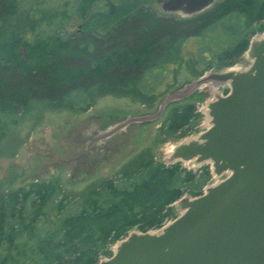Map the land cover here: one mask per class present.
I'll use <instances>...</instances> for the list:
<instances>
[{"label":"trees","instance_id":"trees-1","mask_svg":"<svg viewBox=\"0 0 264 264\" xmlns=\"http://www.w3.org/2000/svg\"><path fill=\"white\" fill-rule=\"evenodd\" d=\"M56 2L0 0V144L22 116L43 108L87 110L103 92L152 98L187 39H196L194 60L208 70L238 63L264 31V0H223L178 18L159 15L150 0ZM72 15L82 31H67ZM198 123L187 104L174 109L167 129L188 132ZM212 177L209 165L149 158L86 195L44 180L0 192V264H98L131 230L162 228L172 205L203 194Z\"/></svg>","mask_w":264,"mask_h":264},{"label":"water","instance_id":"water-1","mask_svg":"<svg viewBox=\"0 0 264 264\" xmlns=\"http://www.w3.org/2000/svg\"><path fill=\"white\" fill-rule=\"evenodd\" d=\"M216 1L161 0V5L164 12L190 17ZM247 53L252 60L247 69L211 72L173 92L162 106L208 81L229 85L227 94L217 93L206 105L208 128L173 146L169 157L171 164L189 168L211 163L216 177L229 176L199 196L179 199L181 214L160 230L131 231L98 264H264V35L251 40ZM144 118H130L115 132Z\"/></svg>","mask_w":264,"mask_h":264},{"label":"rangeland","instance_id":"rangeland-1","mask_svg":"<svg viewBox=\"0 0 264 264\" xmlns=\"http://www.w3.org/2000/svg\"><path fill=\"white\" fill-rule=\"evenodd\" d=\"M48 1L51 5L56 2ZM150 1L159 15L180 17L177 13L164 12L161 0ZM79 24H82L81 19L72 15L67 31H76ZM261 35L264 31L254 37ZM198 49L195 38L178 45L160 75L162 84L152 98L137 92H103L93 96L87 110L51 106L22 116L19 124L1 140L0 192L44 180L61 185L69 195H86L104 179L131 171L149 158L155 163L171 164L169 157L173 146L198 136L208 128L207 103L214 100L217 93L225 95L229 92L228 84L217 87L208 81L200 84L193 94L171 100L162 107L173 92L185 89L211 72L226 69L213 67L204 70L194 60ZM247 50L235 65L239 69H247L252 63ZM187 104L196 106L199 123L192 131L170 132L167 124L172 112ZM133 117L149 118L115 132L119 124ZM205 165L211 166V163ZM225 178L226 175L213 177L209 185ZM172 207L174 215L167 223L182 212L176 203ZM119 242L110 247L113 253Z\"/></svg>","mask_w":264,"mask_h":264},{"label":"flooded vegetation","instance_id":"flooded-vegetation-1","mask_svg":"<svg viewBox=\"0 0 264 264\" xmlns=\"http://www.w3.org/2000/svg\"><path fill=\"white\" fill-rule=\"evenodd\" d=\"M221 1H223V0H217L216 3H219V2H221ZM76 31H78V32L82 31V24H79V29H77ZM235 65H236V64H234V65H232V66H235ZM228 67H231V66H228ZM228 67H226V68H228Z\"/></svg>","mask_w":264,"mask_h":264}]
</instances>
